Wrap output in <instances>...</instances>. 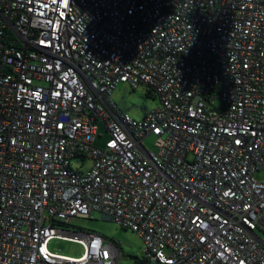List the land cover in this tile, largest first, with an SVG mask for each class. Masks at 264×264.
<instances>
[{
    "label": "built area",
    "instance_id": "built-area-1",
    "mask_svg": "<svg viewBox=\"0 0 264 264\" xmlns=\"http://www.w3.org/2000/svg\"><path fill=\"white\" fill-rule=\"evenodd\" d=\"M95 211L147 264H264V0H0V264H116Z\"/></svg>",
    "mask_w": 264,
    "mask_h": 264
},
{
    "label": "rangeland",
    "instance_id": "rangeland-1",
    "mask_svg": "<svg viewBox=\"0 0 264 264\" xmlns=\"http://www.w3.org/2000/svg\"><path fill=\"white\" fill-rule=\"evenodd\" d=\"M147 90L145 87L132 90L126 84H119L114 90L112 98L122 111L130 114L133 118L141 119L147 111L159 106V100L148 97ZM98 128L100 137L97 138L95 146L103 147L108 135L104 132L102 125L99 124ZM154 142L155 138L149 136L145 145L147 148L156 151ZM255 176L260 178L263 175L256 174ZM69 228L96 233L113 241L118 248L116 264H137L139 260L143 259L145 245L141 237L137 233L124 229L104 218L101 212L95 211L91 218H75ZM48 249L53 253L75 258L80 257L84 252L83 245L56 238L49 242Z\"/></svg>",
    "mask_w": 264,
    "mask_h": 264
},
{
    "label": "trees",
    "instance_id": "trees-1",
    "mask_svg": "<svg viewBox=\"0 0 264 264\" xmlns=\"http://www.w3.org/2000/svg\"><path fill=\"white\" fill-rule=\"evenodd\" d=\"M147 96L150 97V98H153V99L156 98L155 93L152 90H149V89L147 90ZM137 264H147V262H146V260L143 257V259L142 260H139L137 262Z\"/></svg>",
    "mask_w": 264,
    "mask_h": 264
}]
</instances>
